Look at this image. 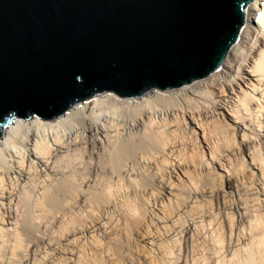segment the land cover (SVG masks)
Returning <instances> with one entry per match:
<instances>
[{
  "label": "bare ground",
  "instance_id": "bare-ground-1",
  "mask_svg": "<svg viewBox=\"0 0 264 264\" xmlns=\"http://www.w3.org/2000/svg\"><path fill=\"white\" fill-rule=\"evenodd\" d=\"M246 12L207 78L0 125V264H121L123 241L141 264H264V0Z\"/></svg>",
  "mask_w": 264,
  "mask_h": 264
},
{
  "label": "water",
  "instance_id": "water-1",
  "mask_svg": "<svg viewBox=\"0 0 264 264\" xmlns=\"http://www.w3.org/2000/svg\"><path fill=\"white\" fill-rule=\"evenodd\" d=\"M259 0H0V125L224 66ZM1 131V128H0Z\"/></svg>",
  "mask_w": 264,
  "mask_h": 264
},
{
  "label": "rangeland",
  "instance_id": "rangeland-1",
  "mask_svg": "<svg viewBox=\"0 0 264 264\" xmlns=\"http://www.w3.org/2000/svg\"><path fill=\"white\" fill-rule=\"evenodd\" d=\"M174 90H179V89H181V87H178V88H173ZM104 93V92H103ZM94 97V96H93ZM93 97H91V98H89V99H86V100H90V99H92ZM138 97V96H137ZM80 103V102H79ZM36 115V114H35ZM14 119V118H13ZM153 202H151V204H152ZM125 241H123V244L124 245H122L121 244V247L122 248H120V253H119V255L121 256V254H122V256H121V260H120V263L121 264H139V262H140V264H141V259H139V256L136 254V252L135 253H133V252H129L130 250V245H128V244H126V243H130V242H125ZM124 250V251H123ZM123 252V253H122ZM126 252V253H125ZM129 254H128V253ZM40 253H42V256L40 255ZM132 253V254H131ZM41 257H40V256ZM44 253H43V250H41L40 252H39V254H37V256H36V264H38V263H42V262H44V261H46V255H44ZM133 255V256H132ZM137 256V257H136ZM37 257H38V259H37ZM40 257V258H39ZM127 257V258H126ZM129 257L131 258H134V259H129ZM43 258H45V260L43 259ZM123 258V259H122ZM137 258H138V260H137ZM41 259V260H40ZM134 260V261H133ZM137 260V261H136ZM139 261V262H138ZM40 263V264H41ZM44 263H46V262H44ZM44 263H42V264H44Z\"/></svg>",
  "mask_w": 264,
  "mask_h": 264
}]
</instances>
